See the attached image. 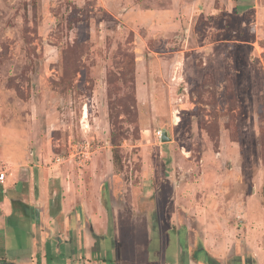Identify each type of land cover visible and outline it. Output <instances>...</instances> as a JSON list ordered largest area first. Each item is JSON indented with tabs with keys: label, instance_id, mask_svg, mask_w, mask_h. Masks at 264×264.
<instances>
[{
	"label": "rangeland",
	"instance_id": "374dc122",
	"mask_svg": "<svg viewBox=\"0 0 264 264\" xmlns=\"http://www.w3.org/2000/svg\"><path fill=\"white\" fill-rule=\"evenodd\" d=\"M4 166L30 217L0 230L1 260L181 264L190 241L164 226L179 215L211 248L231 238L228 264H255L238 209L264 211V0H0ZM32 188L49 208L35 242ZM76 200L87 221L71 230Z\"/></svg>",
	"mask_w": 264,
	"mask_h": 264
},
{
	"label": "crops",
	"instance_id": "0c3cea01",
	"mask_svg": "<svg viewBox=\"0 0 264 264\" xmlns=\"http://www.w3.org/2000/svg\"><path fill=\"white\" fill-rule=\"evenodd\" d=\"M30 179H33V173L31 172L28 176ZM23 186V185H22ZM17 188V187H16ZM23 189V187H21ZM21 190L16 189L15 192L20 193ZM7 193V187L6 183L0 184V230H2L5 227V224L8 220H10V217L13 215V212L15 210L20 211L19 213L21 215H26L30 217L29 211L27 208V205H25L24 201H17L14 206L15 210L12 208V204L9 200ZM29 199L31 200V211H32V217L34 220L33 224V241L35 242V228L36 226L41 229L45 230L44 227H47V223L45 222V219L47 218V213L49 212V208L45 205L47 201H45V190L40 189V191L35 192L34 189L28 191ZM78 196V195H77ZM81 196V195H80ZM78 196L77 198H79ZM179 192L175 191L173 194L170 195L165 210H174L176 207L175 201H178ZM14 200V199H13ZM80 204L85 203L86 207L88 206V200L86 198H81ZM85 200V201H84ZM250 200V203H248ZM21 203V206H20ZM41 203V205H40ZM78 200L74 201L73 204H65L62 203V216L61 219L63 222V227H67L72 229H75L76 227L80 228L83 225V217H87L85 214V208L83 209L82 205H80V210H77ZM84 205V204H83ZM20 207V208H19ZM43 208V209H42ZM3 210V211H2ZM164 210V211H165ZM179 208L177 207V214H178ZM240 213H242V219H240V225L242 227L240 228V234L241 237L244 239V246L246 248V252L243 253V258H250L255 261V264H264V211L257 205L256 201L251 198H247L246 201L243 200V207L238 209ZM241 210V211H240ZM181 212V211H180ZM52 217H49V221H51L53 218H55L57 223V218L54 216V214H51ZM74 215V216H73ZM81 219V222L79 219ZM70 221V222H69ZM165 227L170 228L174 232V237L177 236L176 239H179L178 236L180 232H183L184 238H182L186 244V241L189 239L190 243L187 245V249H189L188 256H185V259L181 264H199L193 260V255L195 254L198 258H200L203 261H207L208 257L204 254V257H201L198 252L202 251L203 253L206 252L208 256L213 257L216 260L220 261V264H228V261L232 256H234L236 253L231 248H229V239L228 236L222 232V233H213L216 239L214 238L213 241H217V245L214 248H211L208 246V243L211 241L207 239L205 240V236L207 237L208 234L205 233L202 235V230L206 231V229L203 227L204 225L201 224V226L193 225L192 220L185 217L184 219H180V216L177 215L176 220L173 222L171 220V217L169 218V221L166 219L164 221ZM170 222V223H169ZM45 225V226H44ZM58 227V224L56 225ZM87 227V226H85ZM58 230L61 232L60 228L58 227ZM89 234V229L86 231ZM44 233V231H43ZM61 234V233H60ZM210 234V233H209ZM51 237H57V230H51L50 232ZM50 237V238H51ZM66 238V237H63ZM221 240V241H220ZM86 243L92 244V238L87 236L86 237ZM51 244V243H50ZM182 251L181 249H179ZM204 250V251H203ZM40 251V250H39ZM43 251V250H42ZM42 253V254H41ZM45 252H37L35 255V258L39 256V258L43 259L42 255H44ZM20 260V259H19ZM13 259V261H19ZM47 260V258H46ZM11 261V260H10ZM45 261V260H44ZM170 260H167L166 264H169ZM177 264V262H174V264ZM44 264V263H43Z\"/></svg>",
	"mask_w": 264,
	"mask_h": 264
},
{
	"label": "built area",
	"instance_id": "2783aa9c",
	"mask_svg": "<svg viewBox=\"0 0 264 264\" xmlns=\"http://www.w3.org/2000/svg\"><path fill=\"white\" fill-rule=\"evenodd\" d=\"M162 133H163V130L162 129H158L155 134H156V137L161 139L162 137ZM56 160V159H55ZM59 159H57L56 161H58ZM6 173H7V167H1L0 168V184H4V181H5V178H6Z\"/></svg>",
	"mask_w": 264,
	"mask_h": 264
},
{
	"label": "trees",
	"instance_id": "16d2710c",
	"mask_svg": "<svg viewBox=\"0 0 264 264\" xmlns=\"http://www.w3.org/2000/svg\"><path fill=\"white\" fill-rule=\"evenodd\" d=\"M204 251V250H203ZM196 254V253H195ZM193 255V260L199 264H220L219 260L214 259L213 257L208 256L206 252L204 254L208 257L207 261H203L200 258H198L196 255ZM49 259V258H48Z\"/></svg>",
	"mask_w": 264,
	"mask_h": 264
},
{
	"label": "water",
	"instance_id": "95a60500",
	"mask_svg": "<svg viewBox=\"0 0 264 264\" xmlns=\"http://www.w3.org/2000/svg\"><path fill=\"white\" fill-rule=\"evenodd\" d=\"M161 138H162L163 141H168L170 139V137L168 136L166 130L163 131ZM0 264H19V263L15 262V261L1 260L0 259Z\"/></svg>",
	"mask_w": 264,
	"mask_h": 264
}]
</instances>
